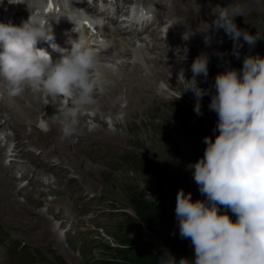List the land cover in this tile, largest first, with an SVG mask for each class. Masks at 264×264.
<instances>
[{"label": "rangeland", "instance_id": "1", "mask_svg": "<svg viewBox=\"0 0 264 264\" xmlns=\"http://www.w3.org/2000/svg\"><path fill=\"white\" fill-rule=\"evenodd\" d=\"M247 1L249 6L253 7L243 14L242 21L235 23L251 34L262 32L261 38L254 45L247 44L241 37L243 47H238L223 29L221 32L211 27L209 23L203 24L208 30L212 29L216 36H209L207 42L205 39L197 51V54L203 52L209 57L208 76L206 79L203 74L197 77L200 87L208 90L200 98L201 114L199 115L194 111L197 98L192 90H185L186 81L183 79V76L185 79L192 76L187 69L191 66V62L187 61L190 58L178 55L179 58L173 61L171 58H166L165 52L160 56L151 57V60L164 70V74L157 76L155 85L145 88L146 95H157L156 97H161L163 101L156 100V107L145 112L146 116L139 118V122L134 124L129 123L125 110L135 108H131L133 105L130 101L144 99L145 94L142 90L143 95L140 94V89L134 91L135 94L133 92L128 98L124 96L112 101L105 108H100L101 104L96 103L99 108L97 113L93 112V106L90 105L94 100L88 104L78 105L75 108L74 118L67 114L68 109H73L76 103L71 101L69 104V98L60 101L58 96L54 109L52 107L54 103L49 102L51 97L45 98L42 90L33 91V96H38L37 99L42 103L43 109H36L35 118L32 119L27 114V109L32 107L33 96L26 95L18 101H14L9 96L5 97L3 102L4 104L8 102L6 106L14 107L27 116V121L23 125L24 130L20 132V142L31 129L39 131L53 128L52 131L55 133L53 137L58 135L57 139L64 142L83 141L80 138L82 132L83 135L91 138V142H95L91 155L82 156L88 162L94 163L93 166L101 171L97 174L95 171L89 172V175L82 174L84 165L79 157L68 161L65 164L67 169L55 173L36 171L25 159L19 160L17 164L28 169L31 173L30 177L34 171L42 174L39 176V180L43 183L40 190L48 189L47 186L52 189L61 186L66 188L67 193H62V201L60 200L59 204L57 197L51 194H47L40 205L26 203L24 193L16 196L15 200L0 198V239H6L8 244L5 253L0 250V264H131V261L135 262L138 256H144L147 251L154 255H162L165 250L169 251L177 261L181 258L195 259L191 239L181 238L179 234L178 220L175 216V194L178 188H183L185 192L192 193L193 200L205 198L193 178L192 164L204 154L206 147L204 137L207 135L214 139L219 131L216 128L217 113L208 106L211 94L215 92L216 74L228 67L239 70L245 55L264 56V0ZM241 2L243 3L244 0ZM215 44L225 45L230 53L226 55L221 52L213 59ZM237 52L238 56L235 54ZM106 61V57H103L100 62L106 63ZM109 62L123 68L121 59H110ZM174 65L181 66V72L177 73L178 79L173 77L168 68L175 67ZM46 107L54 114L49 118L45 117ZM79 117H82V123H79ZM96 117L104 121V128L99 126L101 121ZM158 119L164 120L158 122ZM0 123H2L0 144L3 145L5 136L11 137L12 128L4 124L1 119ZM115 124L120 126L116 127ZM67 125L72 128L68 134L54 128L59 129L60 126L64 129ZM25 130L27 133L24 132ZM112 138L124 144L123 152L119 150L116 140L111 141ZM17 146L19 145H16L15 149ZM12 147V144L7 145L4 157L1 159L4 166L10 163L9 152ZM71 166L80 169L82 173L80 170H73ZM9 174L10 172L7 173ZM13 174L19 180L15 183L17 190L27 186L28 180L20 179V173L14 170ZM0 175L1 179L3 175ZM65 179L74 180L73 187H67ZM2 184L0 181V185ZM88 189L87 194L90 192L91 198H83V194ZM132 197L142 199L165 212L168 224L161 235L152 237L141 231L138 215L130 201ZM23 209L31 213H21ZM229 215L233 220L235 219V215L230 210ZM26 217L29 220L25 219ZM8 250H14L15 253L10 254Z\"/></svg>", "mask_w": 264, "mask_h": 264}, {"label": "clouds", "instance_id": "2", "mask_svg": "<svg viewBox=\"0 0 264 264\" xmlns=\"http://www.w3.org/2000/svg\"><path fill=\"white\" fill-rule=\"evenodd\" d=\"M236 14L219 6L210 26L222 28L238 47H243L241 37L254 45L262 32L251 34L238 27ZM182 35L187 39L191 33ZM45 41L61 53L59 58L38 46ZM52 41L51 26L38 10L19 25L0 21V89L16 97L30 86L52 101L59 96L60 101L74 98L77 105L91 103L96 89L107 82L100 68L101 49L82 38L71 40L70 48ZM208 61L199 53L190 66L192 76L185 79L182 73L185 90L197 98L198 115L200 98L208 90L200 87L197 77L208 76ZM214 88L208 106L217 113L219 131L214 139L204 137V154L192 164L193 178L205 198L193 200L183 188L175 194L179 234L191 239L195 259L177 261L165 250L159 264H264V56L245 55L239 70L218 72ZM67 114L74 118L76 109ZM64 131L70 133L71 126Z\"/></svg>", "mask_w": 264, "mask_h": 264}, {"label": "bare ground", "instance_id": "3", "mask_svg": "<svg viewBox=\"0 0 264 264\" xmlns=\"http://www.w3.org/2000/svg\"><path fill=\"white\" fill-rule=\"evenodd\" d=\"M243 1V0H242ZM251 3V2H250ZM254 4V3H253ZM257 4V3H256ZM251 7V6H250ZM255 7V6H254ZM250 10V9H249ZM184 12H186V13H191V14H194V11H192V10H184ZM258 20V19H257ZM214 29V28H213ZM215 30V29H214ZM219 31H221V32H223L222 31V28H220V29H218ZM209 32H210V34H209V36H212V37H215L216 36V34L214 33V32H212V29H210L209 28ZM216 32V31H215ZM220 32V33H221ZM200 31H198L197 30V34H199L200 35ZM217 33V32H216ZM212 42V41H211ZM214 42V41H213ZM212 44L213 43H211V46H212ZM213 47H214V45H213ZM225 45H216L215 44V47H214V50H213V59L216 57V55L217 54H219V53H221V52H223L224 54H226V55H228L230 52H229V50L225 47ZM167 58V57H166ZM107 59V58H106ZM173 60V59H172ZM100 61H102V58L100 59ZM104 61V60H103ZM173 61H175V60H173ZM158 62V61H157ZM167 62V61H166ZM165 62V63H166ZM170 62H171V59H170ZM107 64V63H106ZM167 64V63H166ZM169 64V63H168ZM172 65V64H171ZM185 65H187L188 66V64L186 63ZM166 66V65H165ZM168 66V65H167ZM175 66V65H174ZM171 71H170V73L171 74H173V77L174 78H176L177 77V73L178 72H181V66H175V67H168ZM163 72H161V71H156L155 73L153 72V74L157 77V76H160L161 74H162ZM187 73V72H186ZM155 77V78H156ZM177 79H178V77H177ZM206 79V78H205ZM176 81V80H175ZM209 85V84H208ZM116 86L118 87V83L116 84ZM139 87H136V86H134V87H132L131 88V91H130V93L129 94H132L134 91H136L137 89H140V91L142 90L143 92H144V99L142 100V101H139V100H141V98L139 99V100H137V101H135V100H133V101H130V103L133 105V106H131V108L132 107H135L134 109H132V110H125V113H126V115H127V117H129V123H131V124H134L135 122H139V118H141V117H143V116H146L144 113L145 112H149L150 111V109L151 108H153V107H156L155 106V101L157 100V101H163V99L161 98V97H156L157 95H146V89L144 88V87H142V84H140V85H138ZM210 86V85H209ZM206 89V88H205ZM148 90V89H147ZM152 90V89H151ZM210 90V89H209ZM33 91H35L33 88H31L30 86H26L25 87V90L22 92V94H24L25 96L27 95V96H33ZM119 91V88H117L113 93H112V95L113 96H115L114 94L115 93H117ZM139 91V92H140ZM142 91L140 92V94H142ZM139 92H138V94H139ZM134 94H135V92H134ZM143 95V94H142ZM136 96V95H135ZM37 97L38 96H33L32 97V107H30L29 109H27V114H29V116H31V118L32 119H34L35 117H34V113H35V110L36 109H43V105H42V103L37 99ZM137 97L139 98V96L137 95ZM142 97V96H141ZM124 98V97H123ZM128 98V97H127ZM133 99H134V97H133ZM17 100V99H16ZM117 100H119V99H117ZM128 100V99H127ZM71 101H75V99L74 98H69L68 99V102H69V104L71 103ZM97 100H96V98H95V100H94V102H96ZM123 101V100H122ZM49 102H52V107L54 108V107H56V105H57V101L55 102V101H52V99H50L49 100ZM99 102H102V101H99ZM3 104H4V102H3ZM5 104H8V102L6 103L5 102ZM4 104V105H5ZM118 104V103H117ZM27 105H29V104H27ZM59 105V104H58ZM130 105V104H129ZM11 106V105H10ZM59 107V106H58ZM78 107V105L76 104V103H74V107L73 108H77ZM105 108V107H104ZM54 109H56V108H54ZM126 109H128V108H126ZM44 111L46 112V114H45V117L46 118H49L50 116H52V115H54L53 113H51L50 111H48L47 110V107L44 109ZM51 114V115H50ZM167 114V113H166ZM164 117H167V115H164ZM98 120H100L98 117H96ZM175 118V117H174ZM1 119V118H0ZM161 120H164V119H158L157 121L158 122H160ZM27 121V120H26ZM82 121V117H79V123H82L81 122ZM101 121V124H99V126L100 127H102V128H104V126H105V124H104V121H102V120H100ZM181 121V120H180ZM26 123V122H25ZM117 123V122H116ZM4 124H6L5 122H4ZM2 125V123H0V126ZM115 126L116 127H118V126H120L119 124H115ZM7 127V126H6ZM10 128V127H9ZM57 131L58 130H60V131H64V129L62 128V127H60L59 126V129H57V127H54ZM28 129V128H27ZM51 130H53L54 131V129L52 128ZM77 130V129H76ZM83 130V129H82ZM85 130V129H84ZM99 131V130H98ZM25 132V131H24ZM87 132V131H86ZM101 133H104L103 131H100ZM82 133V132H81ZM81 133H80V135H81ZM85 133V132H84ZM68 134V133H67ZM82 135H83V133H82ZM96 135V134H95ZM94 135V136H95ZM57 137H58V135H57ZM79 137V136H78ZM20 138H21V136H20V132H18V131H16V130H14V129H12V135H11V137H9V136H5V142H4V144L3 145H1L0 144V174H2L3 175V177L2 178H4V180H2V178L0 179V181H2V185H0V198H3V200H5V199H7V200H12V199H14L15 200V197L16 196H18L19 194H22V193H24L25 194V202L26 203H31V204H36V205H40L41 204V201H42V199L43 198H45V196L47 195V194H51V195H53V196H55V197H57V199H58V202H57V204H59L62 200H61V198H62V193L63 192H65V193H67V190H66V188H63V187H61V186H58L59 188L58 189H52L50 186H47L48 187V189H42V190H40V188L43 186V183L39 180V176L40 175H42L41 173L39 174V173H37L36 171H34L33 173H32V176L30 177V172H29V170L28 169H26L24 166H20V165H18L17 163L19 162V160H22V159H25L24 157H22V156H25L26 155V153H22L21 154V150H17V149H15V147H16V145H19L20 144ZM22 138H24V139H27L28 137H27V135H24ZM105 138H107V136L105 137ZM109 138V137H108ZM114 138H112L111 139V141L113 140ZM118 139V138H117ZM58 140V139H57ZM109 140V139H108ZM114 140H116V139H114ZM71 141H73V139L71 140ZM106 141V140H105ZM111 141H109L110 143H112ZM107 142V141H106ZM114 142V141H113ZM116 143H117V145H118V148H119V150L121 151V152H123V150H124V144L122 143V142H120V141H118V140H116ZM115 143V144H116ZM8 144H12V148H11V150H10V152H9V158H10V163H9V165L8 166H4V165H2V163H1V159L4 157V154H5V150H6V148H7V145ZM102 145V144H101ZM98 146V145H97ZM104 148V147H103ZM102 148V149H103ZM101 150V149H100ZM101 155V154H100ZM107 156V155H106ZM79 159H80V161L83 163V165H84V169H83V173L81 172V170H80V173H82V174H86V175H89V172H91V171H95L96 172V174L97 173H99L101 170L99 169V168H97V167H95V166H93V164L94 163H92V162H88V160L84 157V156H82V155H80L79 156ZM75 161V160H74ZM72 163V162H71ZM70 163V164H71ZM75 164V163H74ZM73 165V164H72ZM72 167V166H71ZM78 167V166H77ZM73 168V170H76V171H79V170H77V169H75L74 167H72ZM30 169V168H29ZM14 170L15 171H17L18 173H20L21 174V177H20V179H26V180H28V184H27V186L26 187H24V188H22V189H20V190H17V188L15 187V183L17 182V181H19L16 177H15V175L13 174V172H14ZM76 171H74V172H76ZM8 172H10V174L9 175H7V173ZM32 172V171H31ZM70 172V171H69ZM71 173H72V171H71ZM79 173V172H78ZM79 173V174H80ZM46 174V173H45ZM1 176V175H0ZM81 176V175H80ZM83 176V175H82ZM98 176V175H97ZM57 177V176H56ZM92 176H90V178H91ZM73 179V178H72ZM83 180V179H82ZM81 180V181H82ZM74 181V180H73ZM87 181H89L88 179H87ZM83 182V181H82ZM74 183V182H73ZM80 183V182H79ZM84 183V182H83ZM91 183V182H90ZM90 183H88V184H90ZM85 184H86V182H85ZM92 184H94V183H92ZM84 185V184H83ZM37 186V187H36ZM64 186V185H63ZM85 186H87V185H85ZM92 186V185H91ZM46 186H45V188H47ZM73 187V186H72ZM77 187V186H76ZM35 188H38V190H36ZM96 188V187H95ZM95 188H93V189H95ZM101 188V187H100ZM62 190V191H61ZM14 191L16 192V193H14ZM89 191V189L83 194V197H87V192ZM92 192H94V191H92ZM97 192V191H96ZM90 193V192H89ZM93 194V193H92ZM96 194V193H95ZM98 194V193H97ZM100 194V193H99ZM98 197V196H97ZM94 198V197H93ZM61 200V201H60ZM77 200V199H76ZM67 202V201H66ZM63 203V202H62ZM8 205V204H7ZM66 205V204H65ZM64 205V206H65ZM63 206V205H62ZM21 207V206H20ZM64 209H65V207H63ZM18 209V208H17ZM12 210V209H11ZM67 210V209H66ZM14 211V210H13ZM64 211V210H63ZM70 211V210H69ZM15 212V211H14ZM21 213H24V214H30L31 213V211H29V210H27V209H23V211L21 212ZM1 215V214H0ZM17 216V215H16ZM3 219V218H2ZM25 219H27V217L25 218ZM27 220H29V219H27ZM26 221V220H25ZM38 221V220H37ZM22 222V221H21ZM48 222V221H47ZM20 223V222H19ZM23 223V222H22ZM21 223V224H22ZM15 224H17V223H15ZM36 224V223H35ZM18 225V224H17ZM20 225V224H19ZM31 226H32V223H31ZM47 226V225H46ZM21 228V227H20ZM48 228V227H47ZM38 230V229H37ZM18 233H19V231H17ZM16 232V233H17ZM43 232V231H42ZM17 233V234H18ZM26 234V233H25ZM32 235H33V233H32ZM21 236V235H20ZM25 236V235H24ZM23 236V237H24ZM27 236V235H26ZM30 236H31V234H30ZM52 236V235H51ZM31 237H33V236H31ZM36 238V237H35ZM47 240V239H46ZM48 241V240H47ZM33 243V242H32Z\"/></svg>", "mask_w": 264, "mask_h": 264}, {"label": "trees", "instance_id": "4", "mask_svg": "<svg viewBox=\"0 0 264 264\" xmlns=\"http://www.w3.org/2000/svg\"><path fill=\"white\" fill-rule=\"evenodd\" d=\"M130 201L138 215L141 224L139 228L142 232L144 231L147 236L157 237L165 231L168 220H166L165 212L162 209L142 199L132 197ZM159 256L147 251L144 256H138L135 262L131 261V264H159Z\"/></svg>", "mask_w": 264, "mask_h": 264}]
</instances>
